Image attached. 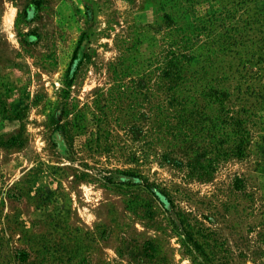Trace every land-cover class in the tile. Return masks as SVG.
I'll list each match as a JSON object with an SVG mask.
<instances>
[{
    "label": "rangeland",
    "instance_id": "obj_1",
    "mask_svg": "<svg viewBox=\"0 0 264 264\" xmlns=\"http://www.w3.org/2000/svg\"><path fill=\"white\" fill-rule=\"evenodd\" d=\"M0 264H264V0H0Z\"/></svg>",
    "mask_w": 264,
    "mask_h": 264
},
{
    "label": "trees",
    "instance_id": "obj_2",
    "mask_svg": "<svg viewBox=\"0 0 264 264\" xmlns=\"http://www.w3.org/2000/svg\"><path fill=\"white\" fill-rule=\"evenodd\" d=\"M163 71L165 74H176L179 72L178 66H177V60L173 57H169L164 62ZM64 133V131H63ZM105 181L109 182L108 178H104Z\"/></svg>",
    "mask_w": 264,
    "mask_h": 264
}]
</instances>
